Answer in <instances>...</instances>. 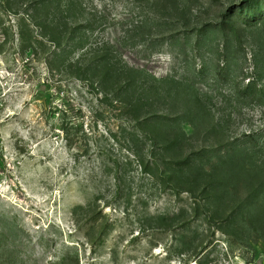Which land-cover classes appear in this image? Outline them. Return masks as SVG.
Segmentation results:
<instances>
[{
    "label": "rangeland",
    "instance_id": "1",
    "mask_svg": "<svg viewBox=\"0 0 264 264\" xmlns=\"http://www.w3.org/2000/svg\"><path fill=\"white\" fill-rule=\"evenodd\" d=\"M0 264H264V0H0Z\"/></svg>",
    "mask_w": 264,
    "mask_h": 264
},
{
    "label": "trees",
    "instance_id": "2",
    "mask_svg": "<svg viewBox=\"0 0 264 264\" xmlns=\"http://www.w3.org/2000/svg\"><path fill=\"white\" fill-rule=\"evenodd\" d=\"M55 21H56V20H55ZM49 29H52V30L54 31V27H53L52 24L50 25ZM55 29H56L58 32H61L60 30H62V29L59 28V27H56ZM52 38H54V37H52ZM54 39H55V38H54Z\"/></svg>",
    "mask_w": 264,
    "mask_h": 264
}]
</instances>
